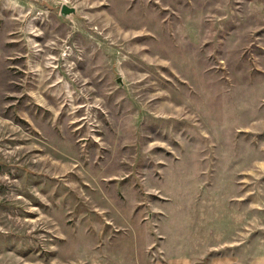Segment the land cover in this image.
<instances>
[{"label":"rangeland","instance_id":"1","mask_svg":"<svg viewBox=\"0 0 264 264\" xmlns=\"http://www.w3.org/2000/svg\"><path fill=\"white\" fill-rule=\"evenodd\" d=\"M162 249L264 264V0H0V264Z\"/></svg>","mask_w":264,"mask_h":264},{"label":"crops","instance_id":"2","mask_svg":"<svg viewBox=\"0 0 264 264\" xmlns=\"http://www.w3.org/2000/svg\"><path fill=\"white\" fill-rule=\"evenodd\" d=\"M161 252L163 253L157 254V258L152 264H195L193 257L181 252V250L173 252V254L165 251V249H162ZM208 264H235V259L226 256L214 257L208 262Z\"/></svg>","mask_w":264,"mask_h":264},{"label":"water","instance_id":"3","mask_svg":"<svg viewBox=\"0 0 264 264\" xmlns=\"http://www.w3.org/2000/svg\"><path fill=\"white\" fill-rule=\"evenodd\" d=\"M76 13V10L74 7H70L68 5H63L62 6V9H61V14L64 16V17H68L72 14ZM119 82H122L121 78L118 79Z\"/></svg>","mask_w":264,"mask_h":264}]
</instances>
